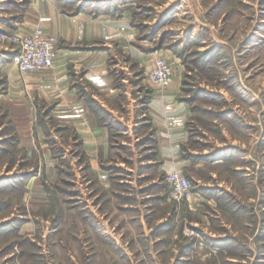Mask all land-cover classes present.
<instances>
[{
    "label": "rangeland",
    "instance_id": "374dc122",
    "mask_svg": "<svg viewBox=\"0 0 264 264\" xmlns=\"http://www.w3.org/2000/svg\"><path fill=\"white\" fill-rule=\"evenodd\" d=\"M52 12L102 29L52 34L55 58L100 52L117 91L71 68L108 127L91 142L11 62V37ZM171 170L188 199H169ZM0 264H264V0H0Z\"/></svg>",
    "mask_w": 264,
    "mask_h": 264
},
{
    "label": "crops",
    "instance_id": "0c3cea01",
    "mask_svg": "<svg viewBox=\"0 0 264 264\" xmlns=\"http://www.w3.org/2000/svg\"><path fill=\"white\" fill-rule=\"evenodd\" d=\"M96 20L85 17L82 13L72 17H59L52 12L49 21L44 25V30L50 34L62 35L66 43H81L92 38L100 39L101 27L94 28ZM36 23L30 25L32 29ZM55 69L42 72H26L24 77L28 81V87L34 88L38 93L60 97L58 107L61 108V118L72 122L71 125L84 133V142H91L108 127L102 124L95 113V109L89 107L83 96L76 91L75 77L70 74L71 68L83 71L85 82L95 91L94 96L102 100L115 97V89L110 88L112 80L103 67V57L100 52L86 49H70L66 46L59 47L54 61ZM19 71V70H18ZM15 78H18L14 75ZM164 98L165 96L157 94Z\"/></svg>",
    "mask_w": 264,
    "mask_h": 264
},
{
    "label": "built area",
    "instance_id": "2783aa9c",
    "mask_svg": "<svg viewBox=\"0 0 264 264\" xmlns=\"http://www.w3.org/2000/svg\"><path fill=\"white\" fill-rule=\"evenodd\" d=\"M11 42L14 45L11 62L21 73L53 67L58 40L41 27H36L28 33L13 35ZM148 77L152 83L166 88L172 83L173 68L167 60L157 57ZM165 180L169 186V199L182 200L190 197L192 184L184 173L171 170L167 172Z\"/></svg>",
    "mask_w": 264,
    "mask_h": 264
}]
</instances>
